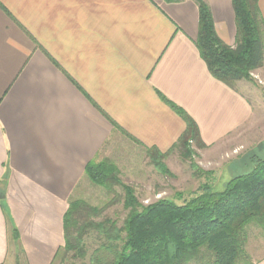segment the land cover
<instances>
[{
	"label": "crops",
	"instance_id": "1",
	"mask_svg": "<svg viewBox=\"0 0 264 264\" xmlns=\"http://www.w3.org/2000/svg\"><path fill=\"white\" fill-rule=\"evenodd\" d=\"M203 1L233 47L231 0ZM197 32L195 0H0V264H53L88 162L117 146L170 150L185 122L163 98L208 148L252 120L242 88L208 71ZM262 42L251 76L264 83Z\"/></svg>",
	"mask_w": 264,
	"mask_h": 264
},
{
	"label": "trees",
	"instance_id": "2",
	"mask_svg": "<svg viewBox=\"0 0 264 264\" xmlns=\"http://www.w3.org/2000/svg\"><path fill=\"white\" fill-rule=\"evenodd\" d=\"M195 1L198 32L194 43L210 74L230 87L240 80L253 81L252 71L263 65L264 27L258 0H231L236 24L233 47L216 35L207 4ZM163 100L185 122L184 132L170 150L179 148L183 157H190V143L205 147L198 127L180 107ZM168 152L147 148L152 165L164 173L168 172L163 162ZM253 156L248 169L232 176L222 190L202 184L198 193L181 204L159 199L142 205L133 189L120 181L115 164L107 159L88 162L84 173L92 183L110 191L115 185L123 189V207L128 213L119 228H107L103 222L78 227L75 215L86 204L70 200L63 221L64 245L53 262L61 252L81 250L82 233L90 227L107 240L95 250L92 264H190L206 256H212L206 264H235L237 259L247 257L243 250L247 226L253 223L264 227V154ZM13 235L17 241L15 229Z\"/></svg>",
	"mask_w": 264,
	"mask_h": 264
},
{
	"label": "rangeland",
	"instance_id": "3",
	"mask_svg": "<svg viewBox=\"0 0 264 264\" xmlns=\"http://www.w3.org/2000/svg\"><path fill=\"white\" fill-rule=\"evenodd\" d=\"M251 77L253 81L240 80L242 82L237 81L235 85L242 88L254 105L252 120L220 144L197 148L190 143V157H183L179 148L170 150L163 159L167 173L152 165L147 151L135 147L117 146L101 160L107 159L116 165L120 181L133 189L142 205L159 199L181 204L198 193L199 186L205 183L211 185L214 191L222 190L232 176L248 169L253 155L264 154V83L258 77ZM111 190L95 185L86 176L70 198L86 204L75 215L78 227L89 222H103L107 228L123 225L128 213L123 207V189L115 185ZM88 228L82 233L81 250L61 252L53 264H92L95 250L107 240L104 234ZM243 250L247 257L237 259L235 264H252L264 255V227L253 223L247 226ZM211 259L212 256H206L190 264H206ZM7 264H23L22 256L14 254V262L11 259Z\"/></svg>",
	"mask_w": 264,
	"mask_h": 264
}]
</instances>
